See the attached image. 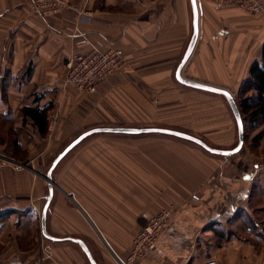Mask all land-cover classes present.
Returning a JSON list of instances; mask_svg holds the SVG:
<instances>
[{"label":"crops","instance_id":"1","mask_svg":"<svg viewBox=\"0 0 264 264\" xmlns=\"http://www.w3.org/2000/svg\"><path fill=\"white\" fill-rule=\"evenodd\" d=\"M67 1L88 12L90 20L80 22L72 10L43 19L33 13L29 0H0V159L7 162L0 168V264H90L74 239L87 244L97 264H119L129 255L139 229L172 203L178 206L173 220L140 264H218L215 256L203 261L204 254L214 253L206 250L205 241L221 236L219 231L249 214L254 191L264 189V175H255L253 161L241 156L244 147L239 154L224 157L170 135L96 134L105 135L98 139L93 135L53 172L56 187L47 215L50 238L42 231L41 237L36 234L33 226L40 219L42 230L49 186L44 197L37 171L28 165L31 169L19 168L24 163L10 156L11 132L15 147L36 157L43 152L37 145L43 140H70L86 127L114 122L125 106L116 96L107 100L112 94L128 92L129 108L136 115L138 108L148 106L137 102V93L147 88L154 104L161 102L162 111L169 113L162 122L188 125L162 129L227 150L213 147L201 134H212L217 120L201 118L203 103L229 109L227 100L176 78L194 31L191 0ZM198 2L200 34L182 75L235 97L233 88L262 60L264 14ZM84 38L104 50L122 49L127 60L122 72L91 93L63 83L68 59L89 50L81 43ZM36 107L50 108V132L44 138L24 113ZM217 137L215 133L210 138ZM234 139L231 128L225 140ZM87 140L91 142L78 159L68 160ZM263 200L258 195L257 203Z\"/></svg>","mask_w":264,"mask_h":264},{"label":"rangeland","instance_id":"2","mask_svg":"<svg viewBox=\"0 0 264 264\" xmlns=\"http://www.w3.org/2000/svg\"><path fill=\"white\" fill-rule=\"evenodd\" d=\"M115 76L110 77L108 80L114 78ZM244 83L245 81L241 83V85L238 86L237 88H233V90L235 91L234 92L235 99L237 100V103L239 106L242 101L248 100L252 96L255 95L254 92H249L246 94L241 93ZM142 89H143L142 91H139L137 93V102L138 104H140V106L146 107V105H148L147 108H144V109L138 108L136 110L137 114L134 115L133 114L134 110L129 108V98H128L129 93L128 92L122 95L112 94L110 95V98H108L107 100L111 99V101H113L114 96H116L115 100L121 101L122 106L123 107L125 106V109L122 108V110L120 111L121 112L120 116L114 122L105 123V124H95L90 127H86L78 131L76 134H74L73 138H71L70 140H66V141L53 140L50 142L49 140L48 142L43 140L42 142H40L41 144L37 143V145H39L40 149H42L43 152H40L39 155L38 153H36L38 155L36 157H31L30 152L27 150H23L21 147L19 148L17 146L15 147L16 145V143L14 145L15 138L13 136V133L11 132L10 144L11 146H13V149L11 150L10 156H12V158L18 161H21L22 163H24V165L33 167L35 172L37 171L36 172L37 174H35V177L36 179L41 180L42 184L44 185L43 195L44 197H46L48 195L47 186L49 185L45 179V176L47 175L53 161L72 141H74L78 136H80L84 132L94 129V128H116V127L152 128V127H157V128H169V129L176 130V129H184L186 126H188L187 124L186 125H181V124L175 125V124H167V123L162 122V120H164V117L168 118L169 116L168 111H165V112L162 111L161 102H159L157 106L154 104L155 101L153 102L152 100V97H153L152 92H150L147 88H142ZM231 111L232 110H230V108L229 109L227 107L225 108L221 104H218L215 106V105L203 103V110L201 111V118L205 119V118L214 117V118H217V120H215L216 124L212 126V130L214 129L215 131L209 132L212 134L205 135L204 132H202L201 134H203V137L207 139L206 141H208V143L210 145H213V147L215 148L233 150L238 145L239 134H237V130L235 127L236 124H234V121L231 117V114H232ZM133 117L137 118V121H132L133 123H129L130 118L133 119ZM248 119L249 118H247V120ZM231 122H233V125L231 128L234 129V132H235V139L233 143H230L228 140H225L226 132H228L231 129L229 127ZM48 132H50V126L48 129ZM215 133L217 134L218 137L210 138V137L215 136ZM104 136L105 135H95L92 138L98 139V138H103ZM90 142L91 141L87 140L84 144L80 145L77 148V151H75L74 155L73 156L71 155L68 160L73 159V157L78 159L79 153ZM46 150L47 152L49 150V153H52V155L46 153ZM42 153H46V155L44 156V154ZM95 156H97V154ZM241 156L249 157V159L253 161L252 163L254 165L264 161V125H258L252 128L249 126V123L247 122V124L245 125L244 151H243V155ZM94 161H96V159H94ZM53 184L56 187V184L54 183V181H53ZM258 195L263 200L264 199V189L257 188L254 191L255 198L253 201L250 202L249 214L240 216L239 219L235 220L231 225L227 226L225 230L219 231L221 236L217 235L216 238H211V240L208 239L207 241H205L207 245L206 250L208 252L211 250L214 251V253L204 254L205 257L203 261H205V263L206 262L208 263L209 259L214 258L215 256L217 258L215 259L217 260L218 264H264V200L259 201L257 203L256 200L258 198ZM43 203H45L44 199H42L41 204L43 205ZM159 212L157 214H159ZM146 225L147 224H145V226ZM145 226H143L142 228H144ZM33 228L35 229L36 234H38V236L41 237L42 230H41L40 219L35 222V225L33 226ZM142 228H140L139 231ZM209 242H211V244ZM131 250H132V246H131ZM131 250H130V253H131Z\"/></svg>","mask_w":264,"mask_h":264},{"label":"built area","instance_id":"3","mask_svg":"<svg viewBox=\"0 0 264 264\" xmlns=\"http://www.w3.org/2000/svg\"><path fill=\"white\" fill-rule=\"evenodd\" d=\"M218 8L234 6L253 14H264V0H207ZM33 13L43 19L60 15L66 10L77 12L80 22H87L91 15L72 6L67 0H29ZM89 50L83 54L72 55L66 65L64 86H72L81 93H91L102 82L122 72L126 67L125 53L119 48L106 50L90 43L87 39L81 42ZM7 162L0 159V168ZM21 168V167H19ZM255 175H264V161L255 165ZM178 206L171 204L151 218L132 242L131 253L119 264H140L147 256V250L154 246L162 232L169 226Z\"/></svg>","mask_w":264,"mask_h":264},{"label":"water","instance_id":"4","mask_svg":"<svg viewBox=\"0 0 264 264\" xmlns=\"http://www.w3.org/2000/svg\"><path fill=\"white\" fill-rule=\"evenodd\" d=\"M191 5H192V9H193V29H194L193 36H192V39H191L189 46L186 50L184 58L182 59L181 64L179 65V68H178L177 73H176V78H177L179 83H181L187 87L206 91V92H210V93H214V94L223 96L227 100V102L229 103V106H230V108L234 114V117L236 119L237 126H238L239 142H238L237 147L234 148L233 150L214 149V148H211L210 146H208L204 141H202V140H200L194 136H191L189 134H185L182 132L169 130V129H162V128H120V127H116V128H94V129L88 130V131L84 132L83 134H81L80 136H78L74 141H72L55 158V160L53 161L47 175L45 176V179L49 185V196L47 198V201H46V204L43 208V213H42V233L45 237L50 238V236L47 232V215H48V210H49L51 201L53 199L54 190H55V186L53 184V172L58 167V165L61 163V161L73 149H75L80 143H82L84 140H86L87 138H89L93 135H96V134H125V135L164 134V135H170V136H174L177 138H181V139L193 142V143L201 146L202 148H204L206 151L210 152L211 154L217 155V156L229 157V156L237 155L242 151V149L244 147V143H245V126H244V122L242 119L241 112L239 110V107L237 105L236 99L233 96V94L226 89L216 88V87H212V86H208L205 84H201V83H197V82L187 80L182 75L183 69H184L185 65L187 64V62L189 61V59H190V57H191V55L195 49V46L197 44L199 34H200V5H199L198 0H191ZM20 167H23L26 169H31L28 166L23 165V164H21ZM72 241L74 243L78 244L82 248V250L85 253L90 264H97L91 250L89 249V247L87 246V244L84 241L75 240V239Z\"/></svg>","mask_w":264,"mask_h":264},{"label":"trees","instance_id":"5","mask_svg":"<svg viewBox=\"0 0 264 264\" xmlns=\"http://www.w3.org/2000/svg\"><path fill=\"white\" fill-rule=\"evenodd\" d=\"M254 92L255 95L250 99L242 101L238 105L244 126L249 123V126L254 128L258 125H264V48L263 56L260 62L254 63L251 69L250 77L245 81L242 87V94ZM237 102V100H236ZM49 110L50 108H27L24 110L25 116L31 117L35 126L38 127L41 135L44 137L48 133L49 128ZM247 118H249L247 120Z\"/></svg>","mask_w":264,"mask_h":264},{"label":"bare ground","instance_id":"6","mask_svg":"<svg viewBox=\"0 0 264 264\" xmlns=\"http://www.w3.org/2000/svg\"><path fill=\"white\" fill-rule=\"evenodd\" d=\"M95 258V257H94Z\"/></svg>","mask_w":264,"mask_h":264}]
</instances>
